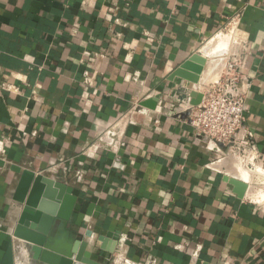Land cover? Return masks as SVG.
<instances>
[{
    "label": "crops",
    "instance_id": "1",
    "mask_svg": "<svg viewBox=\"0 0 264 264\" xmlns=\"http://www.w3.org/2000/svg\"><path fill=\"white\" fill-rule=\"evenodd\" d=\"M239 13L246 125L262 156L252 172L264 175V0H0V264H45L15 234L39 176V208H59L48 182L73 189L69 235L103 264L123 240L146 264H264L253 199L264 183L244 181L232 156L217 161L225 149L189 124L191 92L203 101L212 82L176 74ZM25 170L35 178L21 202ZM226 177L248 184L244 197ZM52 230L64 233L57 218Z\"/></svg>",
    "mask_w": 264,
    "mask_h": 264
},
{
    "label": "water",
    "instance_id": "2",
    "mask_svg": "<svg viewBox=\"0 0 264 264\" xmlns=\"http://www.w3.org/2000/svg\"><path fill=\"white\" fill-rule=\"evenodd\" d=\"M195 62L199 63L200 66L197 68L199 70L200 67L206 65L207 59L198 52L194 53L179 68L176 74L192 81L194 79L197 80L200 74L192 75L188 74L189 72L187 73L188 68ZM191 96L194 98L192 100L193 105L197 106L201 103L202 95H198L197 91H192ZM145 105L155 106L153 101L146 102ZM34 178V172L30 170L23 171L16 194V198L21 202L26 200L30 181L34 180ZM225 179L234 186V191L239 197H244L248 189L246 182L238 178L226 177ZM43 181L47 182L42 176H39L36 180L32 194L26 201V208L21 214L15 232L16 236L29 242L34 258L45 264H103L92 257V253L88 250L89 242L85 240L82 234H76L74 237L69 235L68 223L77 202V197L73 194V189L62 182H55L54 184L52 181L48 182L47 184L50 187H55L56 200L60 202L59 208L57 209L55 205H53V208H49L50 204H52L50 201H44L41 204V208H39L41 197L44 194ZM44 209L51 212V214L47 215L44 213ZM55 218L60 220L64 232L60 238L55 237L54 230H52ZM109 236L113 238L111 245H109V237H101L100 241L102 242V249L111 253L115 251L120 240V235L110 234Z\"/></svg>",
    "mask_w": 264,
    "mask_h": 264
},
{
    "label": "built area",
    "instance_id": "3",
    "mask_svg": "<svg viewBox=\"0 0 264 264\" xmlns=\"http://www.w3.org/2000/svg\"><path fill=\"white\" fill-rule=\"evenodd\" d=\"M241 16L239 13L229 22H236L239 28ZM231 57L233 58L230 62L233 64L231 63L227 70L221 74L218 81L212 82L206 89L202 103L197 106L188 105L189 124L198 137H204L213 141L216 146L225 149V151H220L217 161L232 156L247 169L255 171L260 167L262 156L256 148L254 132L246 125L247 90L243 82L247 77L244 74L243 52L231 54ZM5 88L9 89L10 86ZM140 108L141 102L137 99L134 101L130 113L141 111ZM156 122L158 121L156 120ZM8 143V140L0 139L1 152H5ZM124 242L125 240L109 258V263L146 264V262L131 259ZM178 248H182V246L180 245ZM193 256L198 257L199 252H194ZM150 264H157V262L151 260Z\"/></svg>",
    "mask_w": 264,
    "mask_h": 264
},
{
    "label": "rangeland",
    "instance_id": "4",
    "mask_svg": "<svg viewBox=\"0 0 264 264\" xmlns=\"http://www.w3.org/2000/svg\"><path fill=\"white\" fill-rule=\"evenodd\" d=\"M240 24V23H239ZM239 28H241V24L239 25ZM239 28H238V26H237V24H236V22H228L227 23V25L225 26V28L224 29H222L221 31H219L218 33H216L210 40H208V42H206L203 46H202V49H201V52H200V54L204 57V52H202V51H204L207 47H211L210 46V44H211V40L213 39V38H215V37H217V36H220V37H223V39H229L230 40V43L231 42H233V40L236 38V39H239V43L241 44V41H242V39H243V35H241L240 34V32H239ZM228 40V41H229ZM228 43V42H227ZM240 44H238L236 47H235V45H233V47H232V49H231V52L229 53H227V56L225 57L224 56V60L223 61H220V63H218L217 64V62H212V63H210L209 62V59L207 58V57H205L206 59H207V63H206V65L205 66H203V67H200V69L199 70H195L196 71V73L197 74H200V75H202L201 73H203V72H209L208 73V76L206 75L205 77H200V75H199V77H198V79H197V81H195L196 79H194L193 81L191 80V82L194 84V85H197V84H199L200 85V82L202 81V84H207V83H209V82H216V81H218L219 80V78H220V76H221V74L222 73H224L226 70H227V68L231 65V63L232 62H230V60L233 58V57H231V54H234V53H236V52H241V45ZM239 47V48H238ZM238 48V49H237ZM233 49H234V51H233ZM230 55V56H229ZM219 59H221V57H219L218 58V60ZM224 62V63H223ZM233 64V63H232ZM193 65H199V63H194ZM193 65L191 66V67H189L188 68V70H187V73L188 74H196L195 73V71H193V70H191V72H190V68H192L193 67ZM213 68H215V71H213ZM203 69V70H202ZM210 75V76H209ZM192 76V75H191ZM204 78V79H203ZM196 82V83H195ZM202 86V85H201ZM238 166V169L240 170V169H245L244 168V166L243 165H241L240 163H239V165H237ZM259 178V180H261V183H264V180L263 179H260V177H258ZM262 190H264V187H262V189H261V187H259V188H257V191H258V193H260V194H262L263 193V191ZM260 197L258 196L257 198H253V199H255L256 201H258V202H260V199H259ZM261 204H262V206H264V201H262L261 202Z\"/></svg>",
    "mask_w": 264,
    "mask_h": 264
},
{
    "label": "bare ground",
    "instance_id": "5",
    "mask_svg": "<svg viewBox=\"0 0 264 264\" xmlns=\"http://www.w3.org/2000/svg\"><path fill=\"white\" fill-rule=\"evenodd\" d=\"M229 39H223V37H220V36H217V37H215V38H213L212 40H211V44H210V48L209 47H207L204 51H202V52H204L203 54H204V57H207L208 59H209V62L210 63H212V62H217V64L218 63H220V61H223L224 60V56L226 55L227 56V53L229 52H231V49H232V47H233V45H235V47L238 45V44H240L239 43V39H234L233 40V42H231L230 43V40L228 41ZM228 42V43H227ZM239 48V47H238ZM237 48V49H238ZM233 51H234V49H233ZM225 56V57H226ZM230 56V55H229ZM219 57H221V59H219L218 60V58ZM224 63V62H223ZM198 66H200V65H193V67L192 68H190V72H191V70H193V71H195L197 68H198ZM203 70V69H202ZM197 71V70H196ZM196 71H195V73H196ZM213 71H215V68H213ZM208 71L207 72H203V73H201L202 75H200V77H205L206 75L208 76ZM197 74V73H196ZM210 76V75H209ZM204 79V78H203ZM197 81V80H196ZM196 83V82H195ZM237 164H238V162H237ZM254 172H252V171H250V170H248L247 168H245V169H241V171H240V177L244 180V181H246V182H249V181H251V179H252V177L255 175V176H258V177H260V178H264V175L261 173V172H256V173H254ZM254 194H256V193H254ZM260 197L259 199H260V203L262 202V201H264V194L262 195V194H259V195H256V198L257 197Z\"/></svg>",
    "mask_w": 264,
    "mask_h": 264
}]
</instances>
